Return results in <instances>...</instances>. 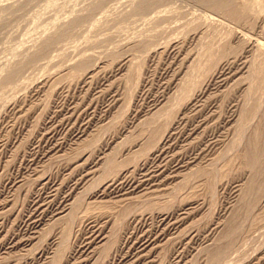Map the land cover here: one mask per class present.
<instances>
[{
    "label": "rangeland",
    "instance_id": "obj_1",
    "mask_svg": "<svg viewBox=\"0 0 264 264\" xmlns=\"http://www.w3.org/2000/svg\"><path fill=\"white\" fill-rule=\"evenodd\" d=\"M0 264H264V0H0Z\"/></svg>",
    "mask_w": 264,
    "mask_h": 264
},
{
    "label": "bare ground",
    "instance_id": "obj_2",
    "mask_svg": "<svg viewBox=\"0 0 264 264\" xmlns=\"http://www.w3.org/2000/svg\"><path fill=\"white\" fill-rule=\"evenodd\" d=\"M258 130V129H257ZM252 155V154H251ZM255 157V156H254ZM247 159V158H246ZM248 162V161H247Z\"/></svg>",
    "mask_w": 264,
    "mask_h": 264
}]
</instances>
